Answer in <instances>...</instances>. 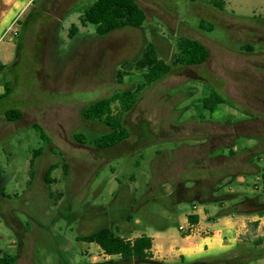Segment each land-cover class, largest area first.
I'll list each match as a JSON object with an SVG mask.
<instances>
[{
	"label": "rangeland",
	"instance_id": "obj_1",
	"mask_svg": "<svg viewBox=\"0 0 264 264\" xmlns=\"http://www.w3.org/2000/svg\"><path fill=\"white\" fill-rule=\"evenodd\" d=\"M77 1L82 0H51L20 37L18 58V34L33 4L6 31L0 26V63L8 65L0 72V93L5 85L10 89L9 98L0 102V256L16 242L17 264L117 261L77 238L101 228L149 234L163 225L174 227L179 217L169 207L190 212V193L181 199L175 193L182 184L194 187L182 177L198 158L215 167L234 164L233 172L246 173L217 183V207L208 203L211 214L246 198L264 204V0H221L223 10L211 0H136L146 12L144 25L106 36L80 25L87 3L74 6ZM73 24L79 33L70 40ZM180 36L205 45L209 60L175 69L140 92L124 116L129 138L112 149L96 148L94 142L109 128L87 122L83 111L142 82L135 74L119 84L117 75L148 44L171 62ZM212 90L227 101L214 114L200 101ZM10 109L22 111V118L8 122ZM118 111L116 104L113 114ZM77 136L83 137L81 143ZM38 150L42 153L31 176L30 162ZM250 157L257 174L243 169ZM55 164V182L47 185L46 173ZM227 198L232 200L223 201ZM251 264H264V258Z\"/></svg>",
	"mask_w": 264,
	"mask_h": 264
},
{
	"label": "trees",
	"instance_id": "obj_2",
	"mask_svg": "<svg viewBox=\"0 0 264 264\" xmlns=\"http://www.w3.org/2000/svg\"><path fill=\"white\" fill-rule=\"evenodd\" d=\"M84 1L87 3V8L79 17L80 25L84 28L93 27L98 36H106L126 28H141L147 20L145 10L136 0H82L74 2L73 4L74 6H78V4ZM211 3L220 10L224 9V3L221 0H211ZM32 4V11L25 23L22 24V31L18 34L19 41L16 45L17 58L22 48L20 37L27 32L31 25L40 20L46 12L47 7L51 4V0H34ZM201 28L203 29V25ZM78 33L79 27L75 24L71 25L68 33L69 39L73 40ZM244 48L248 51L252 50L250 45H246ZM176 49L177 53L173 60L168 62L159 56L157 48L153 43L148 44L140 58L134 62H125L122 64L117 75L119 84H124L126 77L135 74H138L142 78V82L137 84L134 90L116 91L107 98L95 101L83 111V118L87 122H104L109 128L107 133L103 134L94 142L96 148L100 150L112 149L129 138L130 131L124 124V116L134 109L140 92L161 81L175 69L202 66L210 58V52L207 47L193 38L185 36L178 37ZM6 69H8V65L0 64V72ZM7 86L5 85L6 92L4 94L0 93V102L9 98L10 89ZM200 101L202 108L210 112V114H214L217 106L227 103L215 90H212L208 96L202 98ZM116 104H118L119 111L114 115L113 107ZM22 116V111L18 109H10L5 112V118L8 122H17ZM34 127L40 133L41 139L49 142L44 129L39 125H35ZM76 139L80 142L83 137L77 136ZM214 151V149H211L209 155L212 156ZM247 151L245 150V152ZM41 153L42 150L36 151L30 162L31 176L34 175L36 159H38ZM228 154L229 157L236 155L232 148ZM193 164L196 167L184 173V177H182L183 181L189 179L196 184L208 182L212 186H216L223 178L238 177L242 173L246 174L241 169L233 172L235 168L234 164L215 167L211 162L206 163L201 158H198L196 161L193 160ZM247 166L243 169L249 168L252 174L259 172L258 168L252 164L251 157L249 158ZM56 168L57 165L55 164L48 169L46 173L47 185L55 182L54 179H51V173ZM223 201L227 202L229 198ZM220 208L221 210H219L216 217L227 215H264V204H259L256 199L246 198L239 203H232L226 208ZM188 219L192 224L198 223V217L196 215H189ZM254 226L256 227L257 224H254ZM77 241L88 244L94 243L100 247L105 256L118 258L117 261L110 260L100 264H165L153 259L151 252L153 241L148 236H141L131 241L121 237L120 230L117 228H101L95 232L78 237ZM261 258H264V239L258 238L251 247L238 245L232 251L221 256L198 259L190 263L182 259L180 264H251L253 261H258ZM0 264H17V259L4 253L0 256Z\"/></svg>",
	"mask_w": 264,
	"mask_h": 264
},
{
	"label": "crops",
	"instance_id": "obj_3",
	"mask_svg": "<svg viewBox=\"0 0 264 264\" xmlns=\"http://www.w3.org/2000/svg\"><path fill=\"white\" fill-rule=\"evenodd\" d=\"M33 1L34 0H0V26L6 31L13 21L16 22L21 18ZM0 64L5 65L2 63ZM188 147L193 148L195 146ZM194 184L196 185V183ZM218 189H220L218 185L213 187L211 191L212 197L208 200L206 199L209 201L206 202V200H196L191 192L193 187L187 188L185 184L179 185L176 189V197L178 199L186 195L185 193H190L191 198L187 199V202L191 206V210L188 214H184L183 212H181V214L175 206L174 209L169 207L170 213L176 214L179 217L177 222L173 224L174 227L163 225L149 234L145 232H140L138 234L134 232L135 230L122 232L119 229L120 236L131 241L141 236L150 237L153 241L151 250L153 259L165 264H180L182 259L190 263L198 259L221 256L232 251L238 245L249 247L252 246L254 241L258 238L264 239V215H227L216 217L219 210H221L220 207L226 208L224 205L220 206L219 210L215 211L213 214L209 212L208 203L211 205L213 203H218V200H214L217 198L215 193ZM166 195L169 197L171 193L166 190ZM232 198L229 200H232ZM220 202L222 203V201ZM216 207L217 206H215V208ZM189 215H196L198 217V223H190L188 219ZM128 219L131 220V216H129ZM152 220L154 219L152 218ZM254 224H257V226L255 227ZM190 226L193 228L186 232L180 229L181 227L189 228ZM15 244L16 242H13L11 251L7 254L16 258L18 262V254L13 253L15 252L13 250L16 248ZM94 247H97V249L102 252L100 247L94 243L89 244L88 249L93 250ZM83 251L86 252L87 249ZM83 255H85V253ZM106 257L107 259L116 258ZM94 259L95 257H92L89 260ZM90 262L91 264H100L94 261Z\"/></svg>",
	"mask_w": 264,
	"mask_h": 264
},
{
	"label": "flooded vegetation",
	"instance_id": "obj_4",
	"mask_svg": "<svg viewBox=\"0 0 264 264\" xmlns=\"http://www.w3.org/2000/svg\"><path fill=\"white\" fill-rule=\"evenodd\" d=\"M214 186H212L210 183H198L193 187V190L191 191L193 196L196 198L197 201H203L206 199H210L211 191Z\"/></svg>",
	"mask_w": 264,
	"mask_h": 264
},
{
	"label": "built area",
	"instance_id": "obj_5",
	"mask_svg": "<svg viewBox=\"0 0 264 264\" xmlns=\"http://www.w3.org/2000/svg\"><path fill=\"white\" fill-rule=\"evenodd\" d=\"M193 227L192 226H190L189 228H184V227H181L180 229H181V231H184V232H186L187 230H191Z\"/></svg>",
	"mask_w": 264,
	"mask_h": 264
}]
</instances>
